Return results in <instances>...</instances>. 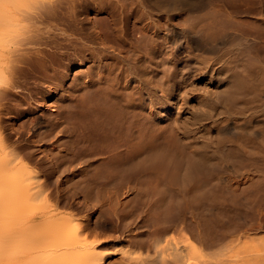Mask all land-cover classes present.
<instances>
[{"label":"bare ground","instance_id":"1","mask_svg":"<svg viewBox=\"0 0 264 264\" xmlns=\"http://www.w3.org/2000/svg\"><path fill=\"white\" fill-rule=\"evenodd\" d=\"M71 1L0 0V224L8 219H11L12 222V218L23 214H32V216L41 214L47 218L48 214L54 210L43 208L44 210L41 212V209L33 210L34 206H31L33 200L49 199L47 182L33 166L35 155L42 147L50 148L48 151L56 160V172L67 177L64 183L74 187L82 183L92 186L97 181L101 183L102 188H98L96 192H94L96 188L93 190L92 186L86 188L85 197L87 199L99 198L108 202L120 199L122 195L118 191L110 189L109 185L116 180H120L117 186L123 185L126 178L122 177L121 180L120 177L128 173L130 166H136L141 173L151 174L156 180V185L151 188V184L150 188L147 187L149 189H138L135 198H146L147 201L150 199L154 207L158 208L167 203L165 209L167 212L178 210L184 213L189 212L193 218L199 219L201 222L213 214L216 219H219L226 209L224 198L223 201L220 199V197L222 198L220 193L226 190H224L225 186L217 184L218 182L212 183L217 176V163H214V157L211 154L189 150L198 148L199 144L195 143V138L205 128L198 125L191 133H183L186 143H180L178 142V138H180L178 129L172 125L171 127L155 128L149 124L150 131L153 133L149 132L152 134L149 136L151 138L147 141L143 140L144 119H140L143 121L142 124L139 119L135 120L133 126L130 119L131 109L137 105L144 106L148 101L152 114H159L158 116H162V118L165 114L162 111L159 112L156 105V102L159 103L156 94L160 89L159 78H156L155 75V77H149V74L143 72L144 69L138 67L140 63L137 65V62L141 61L144 56L142 54L143 44H140L141 36H136V41L131 43L128 48L124 47L122 51L124 54L114 53L106 44L107 40L117 39L114 28L105 22L100 23V26L97 25L98 27L95 25V28L89 31L88 24L86 25L80 18L83 14L80 9L81 5L78 6L76 0L73 3ZM106 1L110 2L108 4L112 5V8H119L120 15L125 18L128 9L133 6L143 8L148 2L152 7L151 14L174 12L179 9L178 1L180 0H105L104 2ZM183 3L184 6L190 8L202 6L201 0H184ZM115 10L118 11V9ZM98 11L101 10L98 9ZM157 24H155L157 28L155 34L162 31ZM171 28L169 27L170 30L166 35L169 42L174 43L179 32L176 27ZM93 32H97L99 40L96 37V39L93 38ZM103 36L106 37L103 38ZM197 41V39L194 40V43L198 45ZM160 48L156 42L151 57L161 54ZM71 55L77 59L82 57V59L88 60L89 55L92 58L89 61L88 70L75 75L74 78L71 77L74 68L71 65L72 59L70 58L69 61L65 59L66 56ZM179 59L181 60V58ZM156 66L158 67V65ZM69 82L70 84H68ZM132 82L136 84L138 82L139 85L137 84L136 89L144 95L137 92L140 94V97H136L140 99L139 104L134 103L135 101L133 102L130 98ZM223 88L225 89V87ZM170 89L172 91L176 89L175 83ZM239 92V88L233 86L223 93V98L228 103L226 109L230 116L243 113ZM86 93L91 94L90 100L85 96ZM241 93H243L242 90ZM173 94V92L169 93L168 97L164 93L161 94L162 108L164 109L167 105L168 107L175 106L177 113H181L182 106L186 103L187 91L179 95L175 105H173L174 100L171 97ZM42 98H47L46 102L39 105L37 102ZM136 98L134 97L135 100ZM51 99H57L54 103L57 106L55 105L56 108L53 106L50 108L52 110L47 112V106H50ZM92 99L95 100V103L91 101ZM13 113L18 117L25 118L18 128L14 125L10 127L7 124V115ZM11 117L13 118V115ZM87 123L90 124L88 129L85 126ZM224 130L223 127H218V135L215 137L218 150L225 144L226 139L225 136L223 137V132H231ZM100 142L103 144L102 148L99 146ZM99 153L106 155L101 164V167L105 169L102 174L91 171L87 166V169H79L76 164V167L73 168L72 164L76 162L88 165L91 162L94 163L95 155ZM97 164L99 165V163ZM221 180L223 181V179ZM164 181L167 182L166 187L162 185ZM130 192L131 188L125 194L128 195ZM69 219L73 221V219ZM56 224L61 226V233L64 232L57 238L59 240H55L53 237L51 240L39 238L36 235L38 232L28 233L33 244L37 242L41 248H57L54 254L44 256L40 264H103L107 255L96 258L99 256L95 255L97 252L94 249V251L89 249L90 246L87 247V244L83 242L86 234L83 236V229L80 225L65 227L60 219ZM3 225H0V264H19V259L13 256L9 250L15 244L13 242H17L20 234L24 235L25 233L22 230V233L13 231L11 224L5 227ZM198 226L200 227V225ZM174 229L176 227H164V229L158 227L151 232L152 238L151 236L148 238L146 236L143 239L134 238V244L144 250L152 251L153 249L156 255H149L147 260L136 263L130 258L129 252H125L124 255L129 263H120L195 264L199 255L198 251H194L193 246L189 248L187 245L182 246L179 243L178 245L173 238V242L175 241L176 244L171 243L170 237L165 238L166 236L162 234L166 235ZM229 234L225 232L218 236L213 235L211 238H203V236L202 238L213 245L217 244L216 239L224 240ZM15 239L16 241H14ZM77 247L80 249L75 251L71 249ZM69 248L75 253L66 255L65 252ZM113 255L115 254L113 253Z\"/></svg>","mask_w":264,"mask_h":264},{"label":"rangeland","instance_id":"2","mask_svg":"<svg viewBox=\"0 0 264 264\" xmlns=\"http://www.w3.org/2000/svg\"><path fill=\"white\" fill-rule=\"evenodd\" d=\"M99 1L76 0L77 5L80 4V9L83 11L80 18L86 25L88 24V30L94 29L95 25L96 27L100 26V23H109L114 28L117 39L107 40L106 44L116 54H119L118 52L124 54L122 52L124 47L128 48L131 43L136 41V36H141L140 44H143L142 54L144 56L141 61L137 62V65L143 63L138 65L139 68L144 69L143 72L149 74V77L159 78L161 90L159 89V92L156 93L159 99V103L156 102V105L159 112H164V118L158 116L159 114H152L151 106L147 101L146 105H137L131 109L132 125L134 126L133 123L137 119L142 124L141 120L144 119L143 125L146 128L144 127L143 140L145 141L151 138L149 137L152 135L150 133H153L150 131L149 124L155 128L171 127L172 125L178 129L180 138H177L180 143H186L183 133H191L198 125H202L205 130L195 138V143L199 144L198 148L189 150L205 152L215 158L213 161L217 163L218 167L216 170L217 180L213 179L212 183L218 182L217 184L225 186L224 190L226 191L220 193L222 196L220 199L223 201L224 198L225 212L220 215L219 219H216L213 214L201 222L199 219L193 218L189 212L184 213L179 210L167 212L165 210L167 203L162 205L165 207L158 208L154 207L150 199L148 202L146 198H135L138 189H149L156 185V180L151 174L141 173L136 166H130L128 173L120 177L121 180L122 177L126 178L123 185L117 186L120 180L109 185L110 189L116 190L122 195L120 199L112 202L102 201L99 198L87 199L85 197L86 188H91L92 185L82 183L75 188L64 183L67 177L56 172V160L48 151L50 148L42 147L35 155L33 166L46 180L47 195L50 200L44 198L33 200L31 206L33 205L34 209L31 208L33 210L41 209V212L45 208L54 210L49 213L52 216L50 217L48 214L47 218L41 214L37 216L23 214L12 218V222L11 219L3 221L1 223L4 224L3 227L11 224L13 231L18 233L24 231L23 233H25L24 235L20 234L17 242H13L16 245L13 244L9 252L19 259V264H40L44 256L54 254L57 248H41L37 242V244L35 242L33 244L28 233L38 232L35 234L39 238L59 240L57 238L64 233H61V226L56 224L60 219L65 227L69 225L70 227L78 225L82 227L83 236L86 234L83 242L87 244V247L90 246L89 249L97 252H94L95 255H99L96 258L107 255L103 264L129 263L124 255L125 252H129L130 258L136 263L147 260L149 255H156L153 249L152 251L141 249L142 247L133 243V239L136 237V239H143L146 236L152 238L151 232L158 227L161 229L176 227L168 234H162L166 236L165 238L170 237L171 243L174 239L177 244L182 246L187 245L189 248L193 246L192 248L195 249V252L198 251L199 255L195 264H264V0H201L200 8L184 6V0H180L178 1V10L169 13L162 12L159 13L160 15L151 14L152 7L148 2L143 8L133 6L128 9L125 18L120 15L119 8H112V5L108 4L109 1ZM71 2L73 3L74 0ZM155 24L162 30L159 34H155L157 30ZM169 27H176L179 32L174 43L169 42L166 35L170 30ZM140 31L142 32L140 33ZM92 35L93 38L98 37L97 32H93ZM105 37L103 36V38ZM196 39L198 45L194 43ZM156 42L161 47V54L151 57ZM134 57L137 58V56ZM70 58L72 59L71 65L74 67L72 78L86 72L90 66L89 61L92 59L90 55L87 57L88 60L82 59V57L77 59L73 55L65 57L66 61H69ZM143 61L146 63L144 64ZM174 83L176 89L172 91L170 88ZM137 84L132 82L130 98L133 102L135 101L134 103L139 104L140 99L136 97H140L142 93L137 91L136 87L139 85ZM233 86L239 88L240 106L243 108V113L230 116L226 109L228 103L223 98V93ZM185 91H187V98L181 113H177L175 106L168 107L167 105L164 109L162 108V93L168 97L169 93L173 92L171 97L174 100L173 105H175L179 95ZM85 96L88 97L87 99H91L90 93H86ZM46 99H39L37 103L42 105ZM55 101L57 99L50 100L47 112L52 110L50 108L53 106L56 108ZM91 101L95 103V100ZM9 115H7L9 118L5 116L8 121L5 123L10 127L14 125L18 128V125L25 119L23 116L18 117L15 113ZM217 125L220 128L223 127L224 131H231L230 133L223 132V137L225 136L226 140L223 148L219 150L218 147L216 148L215 138L218 135ZM85 126L87 129L90 128L89 123ZM99 146L102 148L103 144L100 142ZM105 156L100 153L95 155L94 163L91 162L92 165L91 163L89 165L80 164V162L72 165L75 168L77 164L79 169H87V166L91 171L102 174L105 169L101 167V164L105 160ZM220 177L223 181L219 179ZM165 182L162 184L164 187L167 186V182ZM151 184L152 186H150ZM128 187L131 188L132 193L127 195L125 192L129 190ZM92 188L93 190L96 188L94 191L96 192L98 188H102V185L97 181ZM159 189L161 190V188ZM57 211L58 213H55ZM69 218L73 221H70ZM15 226L19 228L17 229ZM225 232L230 233L228 237L224 240L216 239L217 244L214 243L215 245H211L203 239ZM71 249L75 251L80 247ZM71 249L66 250L65 254H74L75 252ZM133 256L134 258H132Z\"/></svg>","mask_w":264,"mask_h":264}]
</instances>
